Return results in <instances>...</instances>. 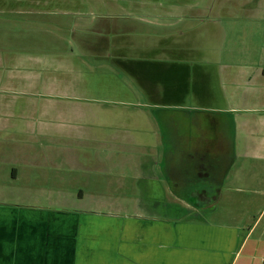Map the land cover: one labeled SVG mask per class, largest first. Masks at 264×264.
<instances>
[{
    "label": "crops",
    "instance_id": "crops-1",
    "mask_svg": "<svg viewBox=\"0 0 264 264\" xmlns=\"http://www.w3.org/2000/svg\"><path fill=\"white\" fill-rule=\"evenodd\" d=\"M8 2L0 0V33L49 32V44L59 33L63 48L0 49V180H82L84 187L54 190L44 200L38 192L1 190L0 264H264L260 193L247 197L245 210L204 221L183 218L182 203L167 206L154 184L169 180L174 199L197 213V195L217 192L234 160L264 153V0ZM104 66L127 95L98 94L114 82ZM62 82L90 94L49 90ZM39 97L83 104L74 115L98 133L78 136L81 143L140 146L169 178L152 177L148 158V166L139 165L144 176L136 178L151 186H144L141 203L125 209L103 201L100 187H85L84 180H113L102 177L103 168L36 161V151L21 146L31 147L39 135L75 137L50 130L55 118L38 115ZM141 101L151 118L138 108ZM253 202L256 209L248 208Z\"/></svg>",
    "mask_w": 264,
    "mask_h": 264
},
{
    "label": "rangeland",
    "instance_id": "rangeland-1",
    "mask_svg": "<svg viewBox=\"0 0 264 264\" xmlns=\"http://www.w3.org/2000/svg\"><path fill=\"white\" fill-rule=\"evenodd\" d=\"M53 1V3L58 6H67L69 2H73L74 5L77 3L78 0ZM81 1H86L88 3L94 0H80V2ZM8 3H10V0ZM15 30L12 29L8 31V37L6 36L5 32L0 33V49L20 50L22 48L29 49V51H33L35 49H43L45 50V54L48 52H52L53 50H60L63 48V41L61 38L62 35L59 33H56L54 35L55 41L49 44V40L45 39L49 36V32L41 33L39 32V30H37L31 32L25 31L24 33L23 31L14 32ZM12 35L17 38L18 36H26L31 37L33 39L38 37V39H40L41 41H39L38 46L35 45V39L33 40V42L25 40V42L23 41L21 44V41L13 40ZM70 46L72 47L73 44H70ZM75 50L80 51L81 47L77 45L75 47ZM103 68H105L106 72H110L109 74L105 73V76L108 79V75H111L115 79L113 78L114 82H112L111 88H109L107 91H103V89L105 88H102L98 91V94L100 93L110 98H119L123 97L124 95H127V90L118 88V82H115V80H118L116 79L117 76L113 72V74H111L110 67L104 66ZM62 80L63 79L59 80V82ZM72 86V82H62L59 85L55 84V86L53 88H50L49 90H54L55 93L66 95H79L75 93H81L82 95L90 94L88 90H85V92L82 91L84 90L83 88H80L82 90H79V92H77L72 88ZM80 86L82 85L79 84V87ZM91 96H94L93 92H91ZM139 104L143 106L140 105L138 106V108H141L145 112L146 116L151 118V115L149 113L151 108L143 104L142 101L139 102ZM144 105L147 107H144ZM82 107L83 104H80L73 100L63 99L61 97H55L53 99L39 97L38 115L43 118L44 114L47 113L49 116L53 115L55 118L54 121H51V124L49 126L50 130L53 132H59L60 134H62L63 132H70L75 137L67 138L66 135H60V137H58L55 135L51 136L48 134L43 136L39 135V137H36L35 140H32L30 142L31 147H26L23 145L21 146V148H25L30 151H36L34 157L35 160L39 162L64 163L68 165L90 163L93 167L98 166L101 169L103 168L102 177H114L112 178L113 180H84L85 187L86 183H90V185H93V187H100L101 193L104 195L103 201H112L115 207L127 209L126 207H129L128 205L135 206L136 204L141 203V198L144 194V186L148 188L151 185L149 184L150 182L148 180H138V177L136 178L137 174L144 176L142 175L141 166L139 165L144 164V166H146L148 164V158H151L152 162L150 166H154V169L151 171V175H153L152 177H156L159 179H162L164 177L168 179V170H164L160 167V164H162V162L156 165L154 163V158L149 156L147 153H144L140 146L137 147L135 145L134 147H132V145H122V147L121 144L112 142L94 143L86 141V144L81 143V139L79 137L83 138L84 134L98 133V131L93 128V126L92 130L88 129L86 127V122L80 121L79 115H74L77 109H80ZM89 107L90 109L94 110L99 109L97 108V105H91ZM123 108L129 107L123 106ZM94 110H91V112H93ZM148 123L150 124V126L151 123L153 124V122ZM43 125H45V122L43 123ZM135 139L139 141L147 140L145 136H141ZM88 145H90V148H88ZM256 154L259 155L257 159H253L247 156L234 160L235 162L234 164H231L232 166L228 170L226 177L222 179V182H220V187L217 189V192L216 189L212 193L209 192V198L207 197V194H198L196 200L194 199L195 204H198V207H200L196 210L197 213H195L194 211L190 213L191 207H187L189 204H185L184 202H180L174 199V194L171 192V187L168 185L169 180H156L154 184H160V188L161 191L163 190V197L166 199L167 206L169 204L170 206L179 208L180 203H182L179 213L183 218L187 217L189 219L196 220L200 219L204 221H217L218 219L222 218V211L235 210V212H238L245 210L247 208V197L250 194L254 193L253 191H256V194L260 193L262 196H264V153ZM163 157L164 154L161 152L159 154L158 160L160 161ZM30 158L32 159L33 155H31ZM94 163L96 165H93ZM126 167H128V169ZM120 168L127 169V172H123L124 174H127L123 176L124 178L120 177V175L118 174L116 175V171H118ZM94 173H98V168ZM94 173H92V175ZM169 173H171V170H169ZM218 173L219 169L213 170L212 176L214 178V181L217 180L216 175H218ZM118 176L120 178H118ZM194 181L198 182L199 185H202L201 183H199V180ZM77 182L78 184L76 186ZM81 183L82 180H0V191L5 189L7 192H12L15 190L23 193L38 192L41 196V199L44 200L46 195L54 193V190H58L61 192L76 191L77 193L79 189L84 187L83 184L81 185ZM198 184L196 186H198ZM178 187L179 189H175L181 194V196L188 199L187 201H189V203H193V200H190L191 196L188 194V189H181V186ZM234 187L239 188L236 189ZM221 194L223 198L221 197ZM253 205L254 206H248V208L256 209L255 206H257V203L253 202ZM217 211H219L220 213H216ZM181 216L180 218H182ZM263 221L264 218L261 223Z\"/></svg>",
    "mask_w": 264,
    "mask_h": 264
}]
</instances>
